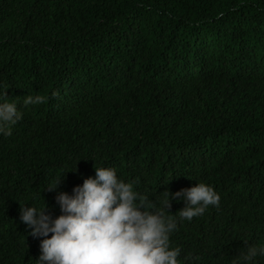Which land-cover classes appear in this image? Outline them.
Here are the masks:
<instances>
[{"label":"trees","instance_id":"obj_1","mask_svg":"<svg viewBox=\"0 0 264 264\" xmlns=\"http://www.w3.org/2000/svg\"><path fill=\"white\" fill-rule=\"evenodd\" d=\"M4 89L23 117L0 136V264H37L20 206L59 215L47 187L101 166L155 202L197 180L219 193L178 222L181 264L264 244V0H0Z\"/></svg>","mask_w":264,"mask_h":264},{"label":"clouds","instance_id":"obj_2","mask_svg":"<svg viewBox=\"0 0 264 264\" xmlns=\"http://www.w3.org/2000/svg\"><path fill=\"white\" fill-rule=\"evenodd\" d=\"M5 89L0 93V136L10 137L23 112ZM44 102L39 94L26 95L22 106ZM94 170L95 176L84 178L70 194L57 191L65 172L47 187L56 191L59 215L52 216L44 200L40 206H20V220L39 240L37 264H181V249L170 240L178 222L191 221L220 204L219 193L200 180L174 193L165 190L155 202L136 191L134 182L119 178L115 168ZM173 200L183 201L175 216L169 211ZM258 258H264V244L248 245L232 264H258ZM194 259L198 258H186Z\"/></svg>","mask_w":264,"mask_h":264}]
</instances>
